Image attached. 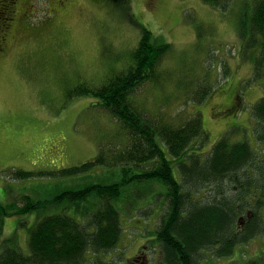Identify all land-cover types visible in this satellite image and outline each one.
Returning <instances> with one entry per match:
<instances>
[{
  "label": "rangeland",
  "instance_id": "1",
  "mask_svg": "<svg viewBox=\"0 0 264 264\" xmlns=\"http://www.w3.org/2000/svg\"><path fill=\"white\" fill-rule=\"evenodd\" d=\"M253 1L235 0L223 11L203 0H130L128 5L114 0H17L20 18L5 27L0 43V202L24 195L51 198L78 186L69 183L82 175L90 182L102 181L103 176L120 180L118 170L102 164L78 176L45 174L20 180L13 172L54 169L49 164L78 165L93 160L101 144L108 148L117 143L119 122L101 108L98 98L73 96V91L81 82L98 86L126 70L141 37L140 25L172 48L159 64L160 80L138 91L139 102L145 101L160 118L179 122L200 111L208 134L201 149L206 154L225 137L248 141L255 148L260 141L254 132L253 107L264 95V84L252 78L253 59L239 35L240 17ZM189 84L213 90L205 100H194L192 92H186L192 91ZM263 147L261 142L259 150ZM175 174L181 179L178 171ZM147 185L139 187L147 190L141 197L129 193L132 203L152 206L157 194L167 191L162 184ZM120 208L123 232L118 248L106 256L97 254L109 264H130L142 245L147 250L155 242L159 207L154 204L146 215L126 203ZM252 213L253 209L247 212ZM259 214L264 220V207ZM42 216L31 212L7 217L1 239L11 237L29 254L30 229ZM22 220L26 221L19 225ZM147 254L152 264L158 262V247ZM210 264H264V235L236 247L230 257L213 255Z\"/></svg>",
  "mask_w": 264,
  "mask_h": 264
},
{
  "label": "trees",
  "instance_id": "2",
  "mask_svg": "<svg viewBox=\"0 0 264 264\" xmlns=\"http://www.w3.org/2000/svg\"><path fill=\"white\" fill-rule=\"evenodd\" d=\"M114 1L128 5L130 0ZM203 1L223 11L235 2ZM16 5L17 0H0V43L5 40L1 35L5 27L20 18ZM140 28L141 37L126 70L98 86L81 82L73 91V96L98 98L101 108L119 122L117 143L108 148L101 144L93 160L78 165L49 164L54 169L13 172L14 179L20 180L45 174L72 176L102 164L118 170L120 180L103 176L102 181L90 182L82 175L69 183L78 186L64 188L51 198L24 195L14 202H0V264H109L100 257L118 248L123 232L121 203L134 212H145L143 215L154 204L159 207L153 228L155 242L147 250L142 245L137 253L148 257L147 251L151 255L154 246L158 247L159 260L154 264H210L213 255L230 257L236 247L264 235L259 214L264 207V147L259 150L264 142V95L253 107L254 132L260 141L255 148L248 141L231 142L225 137L208 154L202 152L208 134L200 111L179 122L160 118L157 115L161 114L138 100L142 86L160 80L159 64L172 48V43L160 41L146 26ZM239 35L253 59L252 78L264 84V0H254L241 15ZM212 90L199 84L186 92L203 101ZM160 183L167 191L157 194L152 206L132 203L129 198V193L145 195L147 190L139 189L142 185L156 188ZM252 209L254 216L247 214ZM31 212L43 216L30 229V253L26 254L11 237L1 236L7 217ZM141 260L135 254L130 264H142Z\"/></svg>",
  "mask_w": 264,
  "mask_h": 264
},
{
  "label": "flooded vegetation",
  "instance_id": "3",
  "mask_svg": "<svg viewBox=\"0 0 264 264\" xmlns=\"http://www.w3.org/2000/svg\"><path fill=\"white\" fill-rule=\"evenodd\" d=\"M135 256V255H134ZM139 258V259H142L141 260V262H142V264H147L148 262H147V260H143V258L144 259H146V256L145 255H140V254H136V258Z\"/></svg>",
  "mask_w": 264,
  "mask_h": 264
},
{
  "label": "bare ground",
  "instance_id": "4",
  "mask_svg": "<svg viewBox=\"0 0 264 264\" xmlns=\"http://www.w3.org/2000/svg\"><path fill=\"white\" fill-rule=\"evenodd\" d=\"M204 264V263H203Z\"/></svg>",
  "mask_w": 264,
  "mask_h": 264
}]
</instances>
